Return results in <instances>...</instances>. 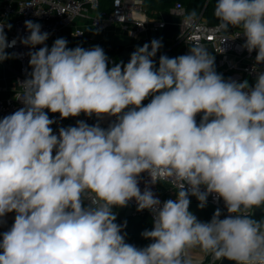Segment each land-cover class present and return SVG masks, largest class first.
<instances>
[{
  "label": "clouds",
  "instance_id": "obj_1",
  "mask_svg": "<svg viewBox=\"0 0 264 264\" xmlns=\"http://www.w3.org/2000/svg\"><path fill=\"white\" fill-rule=\"evenodd\" d=\"M214 15L225 30L242 27L241 47L264 63V0H216ZM24 23L20 43L44 46L29 52L24 107L0 119V218L15 212L0 232V264H191L196 246L219 260L264 264V222L248 212L264 204V71L251 86L226 80L198 45L160 55L157 65L159 39L110 66L99 45L69 48L60 37L49 48V33ZM4 27L0 61L17 43ZM44 109L116 119L107 128L77 120L56 134ZM142 173L153 185L173 178L176 199L161 202L147 184L142 192ZM213 193L228 214L217 208L198 220L189 196L204 208ZM133 198L137 211L152 213L153 228L141 233L152 242L142 248L126 242V222L112 211Z\"/></svg>",
  "mask_w": 264,
  "mask_h": 264
},
{
  "label": "built area",
  "instance_id": "obj_2",
  "mask_svg": "<svg viewBox=\"0 0 264 264\" xmlns=\"http://www.w3.org/2000/svg\"><path fill=\"white\" fill-rule=\"evenodd\" d=\"M146 1L119 0V4L117 5V0H114L113 9L109 12L100 9V0H98V6L95 8L89 0H4L5 4L1 14L3 19L0 21V24L5 26L4 31L7 41L11 42L13 39L17 41L14 46L8 47L6 50L10 51L13 57L18 60L20 70L17 76L18 87L12 93L2 96L1 94L5 88L0 84V119L24 107L25 91L21 82L28 78V74L32 71L29 65V52L36 51L44 46L36 45L35 47H31L20 43L21 38L29 35V31L26 29L24 23L26 20L39 23L41 31L49 33V37L45 41L48 47L51 40L59 36L67 27L73 26L78 17L90 20L91 24L99 29L111 24H119L131 30L133 35H138L147 29H153L155 32L160 33L167 25V22L164 21L162 15L159 18L150 17L144 8ZM211 1L205 0L197 16L190 15L192 11H189L187 6L181 1L175 3L171 8V13L179 16L181 20L178 23L179 32L173 37L174 43L198 45L204 48L206 45H211L213 52L222 56L224 62L228 64V68L221 70L222 74L228 69H236L246 76L249 75L252 79H255V72L264 71V63L256 64L255 50L249 54L246 49L241 47L245 40L242 35V27H230L229 30H225L220 26V22L210 23L206 20V12L211 6ZM10 16L14 19L11 22H6L4 18ZM18 16H21V18H17ZM189 16H192V20L186 22V18ZM7 25H11V28L9 29ZM75 34L79 37L87 38L89 48L96 45L93 38L89 37L83 28L75 27ZM99 46L103 48L109 58V65L112 66L115 63V59L110 56L114 50L113 47ZM54 114L53 119L56 122L50 125V127H52L54 133L58 134L60 127H67V118L61 119L59 113ZM115 119V116H108L106 114L102 119L98 118L95 114L91 117L83 113L80 114V120H84L89 125L99 123L103 128H107ZM150 179L147 173L140 175L138 186L142 192L147 184L161 202L168 200L167 197H170L172 200L176 199L179 186L173 178L158 181L154 185L150 183ZM201 190H204L203 187ZM128 202L133 206V217L148 213L152 218L150 210H136L137 204L134 198ZM207 202L211 203L216 209L219 208L224 216L228 214L223 200L217 198L216 194H209ZM85 203L89 204L91 200L86 199ZM112 210H116L119 215L124 212L120 206H114ZM248 212L249 214H253L254 210ZM14 217V211L7 213L5 217L0 218L2 219L0 227L7 231L13 224ZM188 257L191 260V264H218L219 262V259L214 258L210 253H206L200 258Z\"/></svg>",
  "mask_w": 264,
  "mask_h": 264
},
{
  "label": "crops",
  "instance_id": "obj_3",
  "mask_svg": "<svg viewBox=\"0 0 264 264\" xmlns=\"http://www.w3.org/2000/svg\"><path fill=\"white\" fill-rule=\"evenodd\" d=\"M160 1L161 0H147L146 1L144 8L150 17L159 18V17H161V15L164 12L165 13H171V8L175 5V3L178 0L169 9H164V7L162 6ZM188 1L195 2L196 0H188ZM113 2H114V0H100V9L105 10V11H109V12L112 11ZM4 4H5L4 0H0V21L3 19L1 17V14L3 12ZM211 13H212V10H211ZM13 19L14 18L11 16L4 18V20L6 22H11ZM211 19L212 18L210 16L208 17V15L206 14V20L208 22L217 23V22H211L210 21ZM218 22H220V21H218ZM75 27L83 28L85 30V32L87 33V35L89 37L93 38V41L96 45L112 46L114 50L110 54V56H112L115 59V63H119V60H118L117 55H116L118 50L116 48H114V46H113V40L117 35H128L131 37L133 36L132 37L133 43H136L137 45H138V42H140V41L150 42L153 39H157L158 37H162L161 32L160 33L155 32L153 29H147L138 35H133L131 30L126 29L122 25H119V24H111L109 26H106L104 28L99 29V28L95 27L93 24H91L90 20L83 18V17H78L75 20L73 26L67 27L66 29L63 30V32L59 36H57L51 40V42L49 44V48H51L55 39L63 37L68 41L67 47H69V48L81 46L83 48L89 49L88 39L85 37L82 38V37L77 36L75 34ZM162 38H165V37H162ZM167 39H169L171 41V45L167 49L158 53L156 55V57L153 58L157 63H158L160 55H167L168 57L171 58V57H176L179 55L188 54L189 47L193 46L191 44H175L173 38H167ZM205 48L208 50V52L212 56H214V63H215L216 72L219 74H222L221 70L224 68H228V64L226 62H224L222 56L217 55L213 52L211 45H206ZM5 51L9 54V58L5 59L3 61H0V84L5 88L4 92L1 94L2 96H7L8 94L12 93L14 89H16L18 87L17 76H18L19 70H20V64H19L18 60H16L13 57V55L11 54L10 51H8L6 49H5ZM222 76L226 80L231 79V80H237V81H244L246 78V75L244 73H242L240 70H236V69H234V70L228 69L224 74H222ZM254 82H255V80L252 79L253 84H254ZM150 101H151V96L147 97L142 102V104L146 105ZM44 111L47 112L50 119H53V117L55 115L54 113L50 112L48 109H44ZM202 115H203V113H201L195 117L197 123H199ZM77 120H80V115L77 117H71V116L68 117L67 123H66L67 127L68 126H75ZM206 215H208V217L210 218L209 213H206ZM195 250H196V248L195 249L191 248L189 250L191 252L190 254H192L193 257L199 256V255H197V253H195Z\"/></svg>",
  "mask_w": 264,
  "mask_h": 264
},
{
  "label": "trees",
  "instance_id": "obj_4",
  "mask_svg": "<svg viewBox=\"0 0 264 264\" xmlns=\"http://www.w3.org/2000/svg\"><path fill=\"white\" fill-rule=\"evenodd\" d=\"M177 0H161V4L164 7V9H169L171 8L174 3ZM181 1L182 3H184L185 5H187V8L189 11H195L196 10V6H195V2H190L188 0H178ZM216 2V0H215ZM212 10V13H211ZM206 14L208 15V17L210 16L212 19L210 20L211 22H218L219 19L216 18V16L214 15V6H210L209 9L207 10ZM157 39L161 40L162 42V47L158 50L157 54L160 53L161 51L167 49L170 45H171V41L167 38H162V37H158ZM145 43H150V42H143L140 41L138 42L137 47L143 46V44ZM158 64V63H157ZM191 207L189 206V209ZM255 209H263L264 210V204H261L260 206H254L252 209H249L248 211L251 210H255ZM216 210L212 211L210 214V218L212 217V215L214 214ZM222 213V212H221ZM113 215H116V223L117 224H121V219H120V215L117 214L116 210L113 211ZM252 216L253 219L256 220H260L261 222H264V213H262L259 217H255L253 214H250ZM221 218H224V214L222 213ZM153 222H152V218L151 216L146 213L144 215L141 216H135V217H131L128 218L126 220V227L123 228V232H125L127 235L125 237V240L127 243L132 244L138 248H142L147 246L149 243H151L152 241L150 239H145L144 237H142L141 233L147 229V230H151L153 228ZM6 230H3L0 227V232H4Z\"/></svg>",
  "mask_w": 264,
  "mask_h": 264
},
{
  "label": "water",
  "instance_id": "obj_5",
  "mask_svg": "<svg viewBox=\"0 0 264 264\" xmlns=\"http://www.w3.org/2000/svg\"><path fill=\"white\" fill-rule=\"evenodd\" d=\"M204 2L205 0H196V10L190 13V15L197 16ZM211 5L215 6V0L211 1ZM17 18H21V16H18ZM162 18L167 22V25L165 28H163L161 36L165 38H173L179 32L178 23L180 22L181 18L175 14L165 12L162 14ZM113 46L118 50L116 55L119 62L123 61L124 63L129 61L130 54L137 48V44L133 43V38L128 35H117L113 40ZM245 80L248 81L249 85L251 86L252 78L249 75L246 76ZM199 114L201 113H198L196 116ZM120 208L124 211L123 214L120 215L121 224H124L128 218L132 217L133 206L128 202L126 206H120ZM262 213H264L263 209H255L253 215L255 217H259ZM218 264H236V262L228 260L227 258H222L219 260Z\"/></svg>",
  "mask_w": 264,
  "mask_h": 264
},
{
  "label": "rangeland",
  "instance_id": "obj_6",
  "mask_svg": "<svg viewBox=\"0 0 264 264\" xmlns=\"http://www.w3.org/2000/svg\"><path fill=\"white\" fill-rule=\"evenodd\" d=\"M167 199L169 200L170 197H167ZM189 199H190V205L189 206L191 207L189 210L198 218V220L204 221V222L209 221L210 218L208 217V215H206V213H211L212 211L216 210V208L209 202H207V204L204 208H199L198 207L199 201L197 200V198L189 197ZM112 211H114V210H112ZM195 248H196L195 253H197V255H199V256H197L198 258L203 257L206 254L205 252H203L200 249L199 246L193 247L192 249H195ZM189 250H188V256L191 257L192 254H190L191 252Z\"/></svg>",
  "mask_w": 264,
  "mask_h": 264
}]
</instances>
